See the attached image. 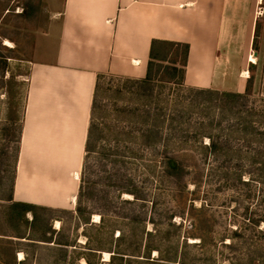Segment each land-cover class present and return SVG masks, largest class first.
I'll use <instances>...</instances> for the list:
<instances>
[{
    "label": "rangeland",
    "instance_id": "1",
    "mask_svg": "<svg viewBox=\"0 0 264 264\" xmlns=\"http://www.w3.org/2000/svg\"><path fill=\"white\" fill-rule=\"evenodd\" d=\"M55 1L0 0V55L8 62V71H0V264H18V253L29 259L39 258L41 264H54L55 259L56 264H87L85 256L108 264V251L118 245L133 248L140 244L143 255L149 242L159 248L150 251L149 260L161 262L151 264H249L251 258H264V166L253 161L255 152H264V144L229 141L233 150H240V156L234 153L229 159L228 153L216 156L204 150L206 136L200 142L194 128L186 131L177 124L181 116L191 123L207 122L208 118L194 108L186 113L173 109L178 101H200L202 96L192 90L199 87L184 79H170L165 73L153 83L152 91L143 90L136 78L110 73L99 76L93 122L100 135L94 138V151L83 156L79 175L81 205L91 212L90 223L77 224L75 205L53 208L43 215L53 230L52 240L68 241L72 246L63 249L56 243H30L14 236L15 231L5 220V199L10 192L16 143L8 141L1 131L6 124L2 86L4 78L13 74L19 82L17 88L23 91V105L26 74L35 58L36 42L48 29L50 7ZM247 1L244 38L236 53L243 70L238 74L227 70V76L246 78L245 97L239 100V107L244 113L252 112L251 118L257 120L253 126L264 131V0ZM182 52L174 49L171 58H178ZM250 55L255 63L249 60ZM147 109L166 119L161 129L168 137L167 145L145 146L136 138L144 128L136 116ZM209 113L212 120L218 112L212 109ZM171 118L174 120L170 124ZM226 125L223 122L220 128ZM220 142H224L223 136ZM167 158L180 164L177 174L167 173ZM125 190H133L136 195ZM25 219L29 221L31 214L27 213ZM142 226L152 236L143 234L140 239L126 235L123 241L116 240L118 229L134 227L138 232ZM20 228L26 229L24 224ZM35 236L39 235L33 233ZM170 256L172 261L163 260ZM121 259L117 262L149 264L142 256ZM252 264L259 263L254 260Z\"/></svg>",
    "mask_w": 264,
    "mask_h": 264
},
{
    "label": "crops",
    "instance_id": "2",
    "mask_svg": "<svg viewBox=\"0 0 264 264\" xmlns=\"http://www.w3.org/2000/svg\"><path fill=\"white\" fill-rule=\"evenodd\" d=\"M244 8L247 0L55 1L29 66L12 201L75 205L97 76L143 78L152 39L188 44L185 83L242 93Z\"/></svg>",
    "mask_w": 264,
    "mask_h": 264
},
{
    "label": "trees",
    "instance_id": "3",
    "mask_svg": "<svg viewBox=\"0 0 264 264\" xmlns=\"http://www.w3.org/2000/svg\"><path fill=\"white\" fill-rule=\"evenodd\" d=\"M182 49L183 52L178 58H171L172 52L174 49ZM188 50L189 46L187 43L177 42V41H169V40H162V39H152L150 42L149 48V59L147 62L146 73L143 78L136 79L139 86L146 91H152V86L155 81L158 80L160 74L165 73L169 76L170 79H184L185 73V65L188 57ZM177 54V52H175ZM0 71L2 73H6L8 71V62L4 56L0 55ZM29 75V71L27 72L26 76ZM99 74L97 76V81L94 89V96L91 106V113H90V123L87 131V138L85 143V154L84 158L89 154L91 151H94L96 147V142H94V138L99 137L100 133L97 131V126L93 122V118L95 117L96 112V99L98 93V79ZM19 84L18 81L15 80V76L13 74H9L6 78H4L3 86H2V94H3V103H4V115L3 120L6 122L3 127H1L2 134L5 137H9L8 141H14L16 143L15 147V156H14V165L13 171L11 174V181H10V192L8 197L5 199L8 201L5 210V220L7 221L8 225L15 231V237L19 239H28L35 243L38 241L45 242V243H56L59 245L60 248L67 249V247L72 246V244L68 241L65 242H55L52 240L51 233L53 230H50V226L47 224V219L43 216L45 212L53 211V208L24 203V202H14L12 201V185L15 178L16 172V161L17 155L19 150V143H20V135H21V121L23 118V111H24V99L23 97V105L21 106L23 91L17 88ZM195 93L199 96H202L200 101L194 100L188 104H185L181 101L175 102L173 109H176L179 113H186L190 111L189 109L196 110L202 117L208 118L207 122L201 120L199 123H191L190 121H186L183 119V116L180 117L177 126L183 125L184 130H189V127L194 128L193 133L194 136L198 137L199 141H202V138L206 136L208 138V143L205 144L202 148L204 150H208L214 155H227L228 159L232 158V154L236 153V155L240 156V150L235 149L233 150L228 144L229 141H239L242 140L245 143H253V144H264V131L256 130L257 128L253 126L254 122L257 120H253L251 116L253 115L252 112L245 110H241L239 107V100L245 97V93L239 92H232V91H219L209 88H194L192 89ZM158 108V107H154ZM161 108V107H160ZM217 111L218 115L213 116L210 120L209 119V111L210 110ZM135 114H133L134 116ZM180 115V114H179ZM184 115V114H183ZM138 117L141 120V123L144 125L142 131L137 135L136 138L139 139V143L145 146H156L158 144L167 145L168 137H165L162 134L161 127L165 124V118L162 114L153 112L150 113V110H145L144 113L138 114ZM217 117V118H216ZM257 119V118H256ZM174 118L170 119V124ZM225 122L227 125L225 128H220L222 123ZM217 134H212L213 130ZM224 131V132H223ZM223 136V141L220 142V139ZM131 138V137H130ZM102 150V149H101ZM222 154V155H223ZM253 161L261 164L264 166V152L257 151L254 153ZM84 162V159H83ZM82 163V168L83 169ZM1 167V164H0ZM180 170V164L172 158H167L166 162V171L169 174H177ZM82 179V173L80 177V183ZM3 181V174L0 168V185ZM82 187L79 184L78 192L76 195V204H75V213L77 224L86 226L90 223V215L91 212L87 210L84 206L81 205V195H82ZM125 192L132 194L135 196V192L133 190H125ZM27 213L31 214V219L28 221L25 219V215ZM134 222V221H131ZM24 224L26 229L24 231L21 230V225ZM119 234L116 237L117 241H123L126 235H130L132 237L141 236L146 234L147 236H152L151 232H145L144 226L141 227L140 231H135V228H131L128 231L123 229H118ZM28 231V232H27ZM33 233H36L39 236L32 237ZM50 233V234H49ZM32 234V235H31ZM114 248L113 250H109V261L108 264H133L131 260H127L126 263H121L117 260H122L121 258H138L142 256L149 264L157 262L158 260H149L150 258V251L152 250H159L158 246L151 244L150 242L144 246L146 250L143 255H140V247L139 244L136 247H127L123 246V248ZM93 249V248H92ZM99 250V249H97ZM93 251V250H91ZM90 251V252H91ZM87 264H102L100 262H93L89 258L85 256ZM120 258V259H119ZM170 258L167 259L160 258L161 260L165 261H172ZM60 259V258H59ZM64 259V258H63ZM30 260V264L32 262L34 264H41L38 262L39 258H24L18 261V264H27ZM62 258L60 259V261ZM254 260H257L259 264H264V258L257 257L251 258L249 260V264H252ZM58 259H55L54 264ZM163 264V263H162Z\"/></svg>",
    "mask_w": 264,
    "mask_h": 264
},
{
    "label": "bare ground",
    "instance_id": "4",
    "mask_svg": "<svg viewBox=\"0 0 264 264\" xmlns=\"http://www.w3.org/2000/svg\"><path fill=\"white\" fill-rule=\"evenodd\" d=\"M6 42L8 43V41H6ZM249 60L252 61V62H254V61H255V57L252 56V55H250V56H249ZM246 74H247V72H245V76H246ZM96 216H97V215H95V217H96ZM19 257H20V259L23 257L21 253H19Z\"/></svg>",
    "mask_w": 264,
    "mask_h": 264
}]
</instances>
